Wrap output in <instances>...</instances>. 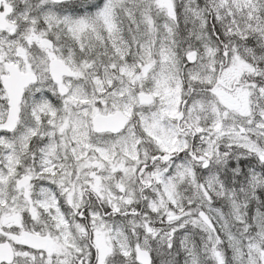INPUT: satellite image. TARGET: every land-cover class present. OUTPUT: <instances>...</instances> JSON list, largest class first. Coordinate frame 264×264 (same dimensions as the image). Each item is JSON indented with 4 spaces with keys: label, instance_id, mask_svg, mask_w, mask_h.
<instances>
[{
    "label": "snow or ice",
    "instance_id": "snow-or-ice-1",
    "mask_svg": "<svg viewBox=\"0 0 264 264\" xmlns=\"http://www.w3.org/2000/svg\"><path fill=\"white\" fill-rule=\"evenodd\" d=\"M0 264H264V0H0Z\"/></svg>",
    "mask_w": 264,
    "mask_h": 264
}]
</instances>
